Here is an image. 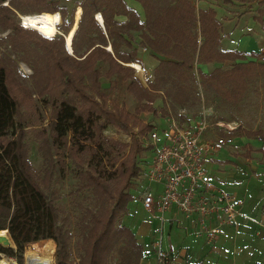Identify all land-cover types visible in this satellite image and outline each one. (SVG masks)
<instances>
[{"label":"trees","instance_id":"trees-1","mask_svg":"<svg viewBox=\"0 0 264 264\" xmlns=\"http://www.w3.org/2000/svg\"><path fill=\"white\" fill-rule=\"evenodd\" d=\"M138 1L144 9V20L125 0H82V11L77 6L74 12V20L78 23L66 28L62 34L46 36L32 27L21 25L16 11L22 14L61 11V17H64L62 5L48 0H0V29L12 30L5 37H0V48L9 44L18 57L30 65L32 74L29 76L35 89L49 93L52 103L50 135L53 141L49 142L44 137L40 144L44 171L38 179L29 161L28 148L17 119L23 93L29 99L27 93L30 89L21 72L17 78L12 74L11 71L16 69L11 67V63H16L9 51H0V230L7 229L19 253L20 263L25 244L46 238L38 242L41 245L52 238L56 264H75L67 250L70 230L59 223V209L53 203L55 193L49 188L52 173L57 165H64L66 155L82 165L84 158L81 154L90 149L84 142L89 139L98 142L101 137L99 131L96 135V131L82 133L79 130L80 124L91 120L94 114L124 127L129 121L136 122V112L134 115L117 103H113V109H107V96L100 89L101 71L97 63H107V76L119 73L129 79L126 89L138 101L151 100L154 91L167 82L171 89L167 87L163 91L171 100L186 101L191 85L195 89L197 81L194 62H223L244 59L247 55L258 57L254 51L243 53L217 49L220 22L212 8L196 11L190 0ZM260 6L258 18L264 14V0H260ZM97 12L102 16L104 29L94 17ZM117 14H124L127 19L119 21L115 19ZM71 23L72 20L68 25ZM71 28L75 31L69 51L64 34ZM132 30L140 31L144 45L171 58L160 60L154 67L153 76L158 84L149 83V89L134 75L133 67L126 64L138 61L130 41ZM108 45L111 49L107 48ZM256 67L264 71V61L245 59L234 61L226 68L215 67L209 73L197 69V73L203 87L212 86L220 90L226 100L236 101L247 82L258 75ZM94 95L102 101L98 102ZM145 107L143 103L138 104L136 110L141 111ZM93 126L99 130L98 125L93 123ZM140 126L151 129L153 124ZM70 130L71 143L68 144L67 133ZM103 139L105 148L116 153L110 159L112 169L107 173L104 162L99 161L96 170H79L78 166L76 172L80 184L75 191L89 190L97 207L96 211L85 208L79 225V246L83 251L79 264H140L142 245L121 219L131 199L129 186L139 170L136 155L141 147L134 140L128 155L119 161L120 155L117 154L125 145L108 137ZM53 156L58 158L53 159ZM0 250L14 251L12 247L4 249L1 246ZM36 258L52 264L47 256Z\"/></svg>","mask_w":264,"mask_h":264},{"label":"crops","instance_id":"crops-1","mask_svg":"<svg viewBox=\"0 0 264 264\" xmlns=\"http://www.w3.org/2000/svg\"><path fill=\"white\" fill-rule=\"evenodd\" d=\"M125 1L139 13L141 20L145 19L144 9L138 0ZM190 1L196 11L198 9H214L215 17L220 22L218 50H237L243 53L254 51L258 53V57L247 55L244 59L236 58L223 62H194L193 71L198 80L197 69L209 73L215 67H229L234 61L245 59H252L257 62L264 61V14L260 18L257 16L258 8L261 7L260 0ZM115 19L124 21L127 16L117 14ZM198 38L201 39L200 34ZM141 40L140 31L132 30L130 41L135 49V57L138 60L136 63L141 67L152 65L150 67L154 69L160 60L171 59L166 55L154 52ZM107 47L111 49L110 45ZM149 73L153 76L152 71ZM140 80L145 86L151 81L144 82L141 78ZM158 91L162 94L164 101V103L162 102L164 106L160 107L161 109L158 111L160 116L164 117L169 109L176 115H179L178 111L181 108L186 111L185 106L173 110L168 101L171 98L162 89ZM200 95L203 96L201 87ZM202 107H205L203 103L198 111ZM210 108L213 113L212 107ZM209 120L225 123L221 119L212 120L209 118ZM232 125L235 126L227 128L216 123L211 124L202 138L213 139L219 135L232 138L231 143L206 152L203 164L212 181L231 191L237 200L239 213L234 222L224 224L217 237L208 242L202 234L195 237V216L183 217L179 213L178 217L181 221H176L170 218L175 212V208H171L164 213V220H160L157 216V210L154 212L147 211L141 203L144 189H150L155 199L158 198L162 189L161 183L147 180L145 170L142 177L146 184L142 185L141 190H134V194L132 190L135 187H129V193L132 192L131 199L132 195L135 196L141 208L156 220V228L152 230L151 235H147L150 230L148 231L146 228L151 229V227H146L142 222L137 225L133 223L129 209L121 219L123 224L132 229L137 241L142 245L143 254L140 264H157L159 251L167 254L171 264H264V126L246 128L237 124ZM235 127L237 128L234 129ZM150 224L152 225L153 221H150Z\"/></svg>","mask_w":264,"mask_h":264},{"label":"rangeland","instance_id":"rangeland-1","mask_svg":"<svg viewBox=\"0 0 264 264\" xmlns=\"http://www.w3.org/2000/svg\"><path fill=\"white\" fill-rule=\"evenodd\" d=\"M50 2H58L59 5L65 8V16L61 17V11H58L60 14V22L57 24L59 33H64V30L70 28L77 20H74V12L77 6L81 7L82 11V0H48ZM6 3V2H4ZM35 13V12H32ZM18 16V21L20 22L19 14L20 12L16 11ZM96 14V13H95ZM94 14V15H95ZM95 17V16H94ZM72 20V23L68 25V22ZM74 21V22H73ZM78 23V22H77ZM22 25V24H21ZM102 29H104L103 23H100ZM24 26V25H23ZM69 26V27H68ZM11 28L6 30L0 29V37H5L8 32H11ZM65 35V34H64ZM65 40V38H64ZM72 40V39H71ZM109 46V45H108ZM68 48V47H67ZM108 48V47H107ZM8 50L11 58L15 61L11 63V67L15 68L16 70H12V74L17 78L18 72H21L24 75V81L26 85L29 87L30 92H28L27 96L29 99L26 98V93H23V97L21 98V103L19 105L17 119L20 121L18 122L19 126L21 127L20 131L22 132L24 142L28 148V158L31 163V166L34 169L36 177L40 179L43 174V159L40 152V144L42 139L45 137L50 142L52 140V135L50 131V121L52 119V106H51V96L49 93H41L35 89L34 83L32 78H30V74H32V68L30 65L21 60L18 55L15 53L13 49H11L10 45L8 46L2 45L0 51ZM69 50V49H68ZM71 51V50H69ZM134 62V61H132ZM130 65L129 63H126ZM16 66V67H15ZM98 68L101 71L100 82L101 87L100 89L106 94V105L107 109H113V103H117L120 106H123L125 110H128L132 114L135 115L136 112V122H127L126 127L121 124L111 123L109 120L104 118L103 116L94 114L91 120H88L84 123L80 124V132L82 133H92L96 131V135L98 131L101 134L100 137V144L95 142L92 139L84 142L90 146V149L82 153V157L84 161L82 165L77 164L76 161H71V158L64 156V165H57L54 169V174L52 173L51 183H49V188L52 189L55 193L54 198V205L59 209V223L65 229L70 230V238L68 240V253L69 257L73 259L75 264H79V256L82 255L83 251L81 250L79 243L81 240V226L80 223L83 221V214L85 208L90 210L96 211V203L95 199L92 196L89 190H81L76 192L75 189L80 184L78 175L76 172L78 171V166H80L79 170L85 169H92L96 170L98 167L99 161L104 162L105 167L108 170L112 169L110 166V159L114 154V151L107 150L105 148L106 143H104L105 138H111L114 141L123 143L125 146L121 148L117 155H120L117 160H121L126 155H128L130 150V145L135 140L139 147H141L140 151L136 155V161L139 167L137 169V175L131 180L129 187L133 188L132 192L134 194V190L138 191L142 189V185L146 184V181L142 177L145 169V165L143 163L146 161H150L153 156L152 148L147 147L144 144L146 139L147 132L149 128H141V124H157L158 132L163 137L159 129H162L165 125L164 117L160 116L161 114L158 112L164 106L162 104L163 97L162 94L156 89H154V96L151 100L148 99H141L138 101L134 95L126 89V84L129 79H126L122 74L115 73L111 76H107L105 71L108 67L106 62L100 61L97 63ZM131 66V65H130ZM152 65L149 66H142L143 69L146 71L153 72L151 68ZM133 67V66H131ZM135 70V68L133 67ZM258 71V75L253 77L247 82L246 88L240 94L236 101L234 100H226L220 90L215 89L212 86L207 85L202 86L198 80L196 79L195 89L193 84L189 89V97L186 101H169V105L173 110H177V107L185 106L187 111V116L193 118L198 112V109L201 107L202 103L205 107H212L213 113L209 116V118L213 119H221L225 123L237 124L244 126L246 128H256L260 126H264V71L261 69ZM19 70V71H18ZM134 75L139 78V73L134 71ZM154 75V72H153ZM197 77V76H196ZM140 80V78H139ZM141 81V80H140ZM142 83V82H141ZM152 84H158L156 78L148 82V85L145 86L146 88H150ZM143 85V84H142ZM159 89H165L169 87L171 89L169 83H165L159 86ZM200 87L203 96L200 95ZM95 99L98 102H101L102 99L99 98L97 95H94ZM169 97V96H168ZM145 104V109L138 111L137 105L138 104ZM163 109V108H162ZM93 123L98 125L99 130L94 128ZM18 127V129L20 128ZM95 129V130H94ZM10 132V130H9ZM10 134V133H9ZM72 132L71 130L68 131V144L71 143L69 138L71 137ZM11 137L10 135H8ZM53 141V140H52ZM67 144V146H68ZM61 146V143H60ZM113 147H116L113 145ZM146 147V148H145ZM145 148V149H144ZM116 154V153H115ZM114 154V155H115ZM57 156H53V159H57ZM140 159V160H139ZM118 161V162H119ZM116 165V164H115ZM109 170V171H110ZM50 182V181H49ZM48 183V182H47ZM131 192V194H132ZM132 195V199L128 203V209L130 215L133 217V223L136 225L139 222H142L146 227L150 226L151 229L146 228L149 232L147 235H151V232L154 228H156V220L151 218L148 213L141 208L138 200L136 197ZM87 220V219H86ZM150 221H153V224H150ZM6 234L9 236L8 231L6 230ZM50 238V237H47ZM46 239V238H41ZM31 241L28 244L24 245L23 253H22V261L20 264H25L28 259H37V256H47L51 259L52 264H56V256H55V241L50 238L51 240H47L45 243L38 242L41 240ZM11 246L3 245L0 243V246L4 249H9L12 247L14 251L10 253L9 251L0 250V257L1 254L4 253L8 257H13L18 262L19 253L15 249V245L13 244L11 238ZM44 244V246H43ZM43 246L42 248H39ZM48 264H51L49 261L46 260ZM18 263V264H19Z\"/></svg>","mask_w":264,"mask_h":264},{"label":"built area","instance_id":"built-area-1","mask_svg":"<svg viewBox=\"0 0 264 264\" xmlns=\"http://www.w3.org/2000/svg\"><path fill=\"white\" fill-rule=\"evenodd\" d=\"M134 68L140 73L142 81L152 79V74L141 65ZM178 112L179 115H176L169 109L164 116L165 125L159 129L163 137L157 124L147 132L144 144L152 148L153 156L150 161L144 162L147 165L145 177L148 181L161 183L162 189L157 199L150 189H144L141 203L147 211L157 210L160 220H164V213L171 208H175L170 216L173 220L181 221L179 213L183 217L195 216V237L202 234L210 242L217 237L224 224L234 222L239 210L233 193L215 184L203 164L206 152L231 143L232 138L224 135L213 139L202 136L211 124L227 128L235 125L211 122L210 107H202L193 118L187 116L184 108ZM158 253L157 264H171L167 254ZM0 258L6 264L19 263L4 253Z\"/></svg>","mask_w":264,"mask_h":264},{"label":"bare ground","instance_id":"bare-ground-1","mask_svg":"<svg viewBox=\"0 0 264 264\" xmlns=\"http://www.w3.org/2000/svg\"><path fill=\"white\" fill-rule=\"evenodd\" d=\"M20 22L26 27H32L46 36H54L60 31L58 30L57 24L60 22V14L58 11L54 12H41V13H30V14H20ZM96 19L103 23V19L100 13L96 14ZM75 29L71 28L68 33L64 35L66 46L71 50V39L74 34ZM131 66L139 67L136 62H129ZM0 235H6V229L0 230ZM12 244V243H11ZM34 261H42L48 264L44 259H28L25 264H31ZM0 264H6L4 259L0 258Z\"/></svg>","mask_w":264,"mask_h":264},{"label":"water","instance_id":"water-1","mask_svg":"<svg viewBox=\"0 0 264 264\" xmlns=\"http://www.w3.org/2000/svg\"><path fill=\"white\" fill-rule=\"evenodd\" d=\"M19 16H20V14H19ZM0 243L3 244V245L11 246V241H10V238H9V236L7 234L6 235H0ZM31 264H45V263L42 262V261H34Z\"/></svg>","mask_w":264,"mask_h":264}]
</instances>
